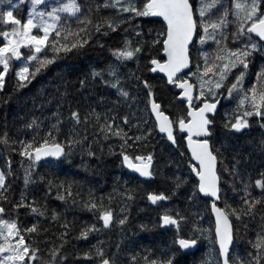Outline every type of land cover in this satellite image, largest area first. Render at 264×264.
Segmentation results:
<instances>
[{"label": "snow or ice", "instance_id": "6c2138e0", "mask_svg": "<svg viewBox=\"0 0 264 264\" xmlns=\"http://www.w3.org/2000/svg\"><path fill=\"white\" fill-rule=\"evenodd\" d=\"M24 2L19 0V3ZM42 5L45 0H30L28 16L24 20L14 14L18 4L0 5V27L3 29L0 30V91L13 69L16 90H19L34 82L49 66L83 56L97 35L119 32L125 23L122 15L127 14L130 24L134 17L156 16L162 18V25L154 39L135 44L125 29L119 45L109 48L117 62L138 59L143 54L145 63L138 65L142 71H132L122 78L117 67L110 63L100 70L93 67L75 80L66 78L69 73H61L32 97L27 122L22 125L24 138L17 135L13 139L7 132L0 134L7 160V169L0 168V264H67L63 253L67 237L75 231L73 222L66 214L55 209L50 211L47 204L36 197L29 200L25 194L27 186L33 183L38 161L56 167L76 148L95 157L94 144L115 140V144H108L109 152L118 144V156L123 165L140 177L151 178L155 175L157 159L156 145L151 143L153 138L160 135V158L167 159L165 153L179 147L177 129L183 134L190 153L187 167L196 177L187 201L197 200L201 194L205 199L210 198L215 218L213 246L199 264H264V227L256 233L254 241H249L251 247L246 253L232 250L238 234L233 221L239 225L259 215L264 223V132L258 142L249 145L246 156L232 155L231 168L225 171L232 178L234 196L232 202L225 200L223 207L218 206L222 195L219 165L223 163L228 147L214 144L215 113L222 100L238 97L235 107L226 111L223 117L222 128L226 134L238 136L250 128L249 118L258 119L260 128L264 129V64L255 72L251 84L244 87L255 55L259 53L264 59V0H144L142 6L137 0H104L102 5L96 3L95 9L89 6L86 13L77 0H54V6ZM101 8L112 9L114 15L94 23L93 13ZM82 13V18L77 19ZM73 19H77L75 28L71 23ZM138 27H132L137 38L143 36ZM148 34L151 36V29ZM205 41L214 42L216 47L211 53L201 51L194 57L192 49ZM99 46L103 48V44ZM145 48L148 49L146 53ZM23 49H28L30 54L26 55ZM16 63L19 67H15ZM157 71L166 77V86L178 90L173 91V99L177 100V95L182 98L177 100L181 107L175 111L172 103L166 104L144 76L145 72ZM97 81L114 90L115 98L98 96ZM196 102H199L198 106ZM34 110L49 114L37 116ZM66 126L67 132L64 131ZM28 131L33 133L30 138ZM89 132L92 140L88 138ZM150 147L152 150L149 151ZM8 150L21 157L25 188L18 200L11 195L9 180L14 173ZM180 156L183 158L184 153ZM257 157L258 164L255 163ZM24 158H27L26 166ZM172 162L168 160V164ZM167 181L171 184L168 194L149 191L147 200L154 205L170 201L178 195L187 178L182 180L180 176H173ZM75 184V181L54 183L49 179L47 187L48 192L55 188L56 198L65 204L71 201L73 206L80 205L93 213L94 221L79 227L77 239L87 240L91 233L111 229L114 224L124 228L128 222V216L124 214L127 209L122 205L121 215L117 218L110 206L111 193L101 195L97 200L94 191L89 190L81 197L79 193H73ZM256 190L259 195H253ZM135 191L129 187H124L123 191L113 189V193L125 201H132ZM21 210L33 217L34 222L29 226H21L18 218ZM41 218L58 226L51 238ZM158 219L160 226L176 228L171 246L159 258H151L155 256L152 249L125 253L121 244L117 243L113 250L102 240L78 253V257H83V264H187L188 252L198 245L200 236L208 238L209 230L200 229L193 223L191 230L183 233L180 226L188 223L189 218L179 210L165 209ZM140 227L146 229L147 226L142 224ZM41 244L46 245L47 251Z\"/></svg>", "mask_w": 264, "mask_h": 264}, {"label": "trees", "instance_id": "16d2710c", "mask_svg": "<svg viewBox=\"0 0 264 264\" xmlns=\"http://www.w3.org/2000/svg\"><path fill=\"white\" fill-rule=\"evenodd\" d=\"M12 1L0 0V5L12 3ZM137 2L142 6L144 0H137ZM225 2H228V0H225ZM77 3L84 8L86 13L89 6L95 9L96 3L102 5L104 0H77ZM28 7V3H19L14 14L21 20L27 19ZM83 15L84 13L80 17H77V19L82 18ZM113 15L114 12L112 9L101 8L99 11H94L92 18L95 23L104 17ZM65 17L67 18V16ZM77 19L71 21L73 28L76 27ZM121 19L125 23L120 27L118 33H110L108 36H104L102 33L97 35L83 56L71 60L66 59L62 63L57 62L55 66H49V69L39 74L34 82L26 85L23 89L16 90L17 82L13 69L11 74L6 76L5 87L0 91V134L7 132L13 139L17 138V135L24 138L22 125L27 122V109L31 107L32 97L42 88H46L48 82L61 73H69L66 78L68 80H75L77 76H82L84 73L90 72V69L93 67L100 70L110 63L117 67L122 78L132 71H142V68H138V65L142 66L145 63L143 54H140L138 59L128 62H117L111 56L109 48H114L119 45L124 36L125 29H128L127 35L133 39L134 44L144 40L150 41L154 39L156 33L161 30L162 21L152 16L134 17L133 22L130 24L127 20V14L122 15ZM133 26H139L137 30L143 33L142 37L137 38L135 36L132 30ZM149 29L152 30L151 36L148 34ZM0 30H3L2 27H0ZM196 39L198 41L199 37L197 36ZM254 39L257 38L254 37ZM211 43L213 42L205 41L203 45L197 43L192 49L193 56L195 57L201 51L210 53ZM100 44H103V48L99 46ZM147 51L148 49L145 48L144 52L146 53ZM23 52L26 55L30 54L28 49H23ZM261 64H264V59H261L259 53H257L253 65L249 69L250 75L246 78L244 87H248L252 80L255 79V72L259 70ZM15 67H19V64L16 63ZM144 76L155 86L157 95L162 97L166 104L169 102L172 103L173 111L181 107L177 103L178 95L177 100L173 99V91L178 90L172 89L171 85L166 86V79L163 76L153 75L151 72H145ZM170 89L172 90L170 91ZM96 90L98 96L103 95L107 99L115 98L114 90H110L106 86L101 85L99 81H97ZM81 95H87V93H81ZM237 99L238 97L227 101L222 100L218 106L219 110L215 113L216 127L214 130V144L216 146L224 144L228 147V151L224 153L223 163L219 165L222 192L219 205L221 207H223L225 200L232 202L234 196L232 178L225 171V169L231 168L232 155L239 153L242 156H246L250 150L249 145L253 141L258 142L262 138L261 133L264 132V129L260 128L261 122L258 119L252 118H249L251 127L243 130L238 136L228 135L224 132L222 128L224 114L226 111H231L235 107ZM25 101H27V104ZM196 103L198 105L199 102ZM54 107L53 105V109ZM34 114L43 117L49 113L45 112L42 114L39 110H34ZM64 131L67 132V126ZM177 133L179 147L174 150L169 149L165 153L167 159L160 158V135L158 134L153 138L151 143L156 145L157 159L154 162L155 175L151 178H141L134 173H128L124 169L122 160L118 156V144L111 152L108 149V144H115V140L105 141L102 144H94L93 148L96 151L95 157H89L86 152L80 148H76L70 156L66 157L56 167L43 161L37 162V169L32 177L33 183L27 186L25 194L29 200L36 197L41 203L47 204L50 211L55 209L58 212L66 214L67 219L73 222L75 231L70 232L67 237V243L63 253L66 256L67 264H83V257H78V253L87 250L91 245L101 240L111 245L113 250H115L117 243L121 244L123 246L122 250L125 253L129 251L135 252L137 249H152L155 256L151 258H159L163 251L171 246V241L176 232L175 226L163 228L159 225V215L165 209H171L173 212L179 210L182 215L189 218L188 223H182L180 226L182 232L185 234L191 230L193 223L200 229L209 230L207 232L208 238L200 236L196 248L188 252L186 258L187 264H199V261L204 258L205 253L211 250L213 246L212 241H214L215 236L213 232L214 224L210 213V201L201 197L191 202L187 201V194H191L196 177L187 167L190 156L186 148V142L183 139V134H179L178 129ZM83 134V130L81 129V135ZM32 135L33 133L31 131L27 132L28 138ZM88 138L89 140L93 139L91 132H89ZM150 150H152L151 147L149 148ZM181 152L184 153L183 158L180 156ZM7 156L11 160V168L14 173L9 180L12 185L11 195L18 200L21 190L25 188L23 170L20 166L21 157L18 153H13L10 150L7 151ZM169 159L173 161L172 164H168ZM255 163H259L258 157ZM24 164L25 166L27 165V158H24ZM0 166L5 170L7 169L5 149L2 144H0ZM161 166H163V175H161ZM173 176H180L182 180L187 178V182L178 190L177 196L171 198L170 201L158 202L155 205L147 200V192L149 191L155 193L165 191L168 194L171 190V184L167 181V178ZM40 177H44V179L41 180ZM49 179L53 180L54 183H59L60 181H75L76 184L73 187V193H79L81 197H85L89 190L94 191L97 200L101 195L106 196L111 193L113 200L110 206L113 208L114 213L119 218L121 215L120 209L123 205L127 209L124 214L128 216V222L123 229L118 228L114 224L111 229L99 233H91L87 240L77 239L79 227L84 223L90 224L94 221L93 213L84 210L80 205L73 206L71 201L65 204L63 201L58 200L56 198L57 191L55 188L51 192H48L47 182ZM124 187L136 189L135 198L132 201H125L119 195L113 193L114 188H117L118 191H123ZM46 193L47 195H45ZM253 195H259V190H256ZM105 202L107 203V200ZM18 218L21 221L22 227L29 226L34 222L33 217L30 214H26L24 210L19 211ZM41 223L44 228L49 229V238H51L52 233L57 230L58 226L45 222L42 218ZM233 223L234 229L238 228V234L235 237L232 250L234 253L239 252L240 254H244L251 247L249 241L255 240L256 233L264 227V223L261 222L259 215L254 220L249 218L239 225H236L235 221ZM142 224L147 226L146 229L140 227ZM40 239L43 240L44 237L41 236ZM41 247L47 251L46 245L41 244Z\"/></svg>", "mask_w": 264, "mask_h": 264}, {"label": "water", "instance_id": "95a60500", "mask_svg": "<svg viewBox=\"0 0 264 264\" xmlns=\"http://www.w3.org/2000/svg\"><path fill=\"white\" fill-rule=\"evenodd\" d=\"M153 18H156V19H159V20H161L162 21V18H160V17H156V16H152ZM257 39H258V37H256ZM153 75H161V76H163L164 77V74L163 73H160V72H155V73H153V72H151ZM186 73V72H185ZM165 79H166V77H164ZM178 99H182V98H179L178 97ZM186 134V133H185ZM186 148H187V144H186ZM189 156H190V153H189ZM38 162H41V161H38ZM123 167H124V169L128 172V173H134V174H136V175H138L139 176V174L138 173H136L134 170H132V169H128L126 166H124L123 165ZM140 177V176H139ZM141 178H145V177H141ZM201 198H204L203 197V194H201ZM205 199V198H204ZM207 200H209L210 201V198H208ZM218 206H220L219 205V203H218ZM221 207V206H220ZM210 213H211V217H212V220H213V224H214V227H213V232H214V236H215V218H214V216H213V214H212V212H211V207H210ZM163 228H165V227H167V225H165V226H162ZM196 248V247H195ZM194 248V249H195Z\"/></svg>", "mask_w": 264, "mask_h": 264}, {"label": "rangeland", "instance_id": "374dc122", "mask_svg": "<svg viewBox=\"0 0 264 264\" xmlns=\"http://www.w3.org/2000/svg\"><path fill=\"white\" fill-rule=\"evenodd\" d=\"M60 2H64V0H60ZM24 3H28V5H29V7H30V0H25V2ZM12 4H19V0H13L12 1ZM43 6H48V7H50V6H54V0H45V5H42L41 7H43ZM29 7H28V11H29ZM37 10H39V7H38V9ZM27 16H28V14H27ZM65 16H66V14H65ZM232 29L231 28H229V31H231ZM34 31V33H35V29L33 30ZM212 42V41H211ZM216 47V45L214 44V42L213 43H211V47H210V53L213 51V49ZM225 101H227V100H225ZM0 168H2L1 166H0Z\"/></svg>", "mask_w": 264, "mask_h": 264}, {"label": "flooded vegetation", "instance_id": "af4514ba", "mask_svg": "<svg viewBox=\"0 0 264 264\" xmlns=\"http://www.w3.org/2000/svg\"><path fill=\"white\" fill-rule=\"evenodd\" d=\"M198 106V105H197Z\"/></svg>", "mask_w": 264, "mask_h": 264}]
</instances>
